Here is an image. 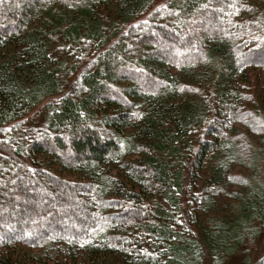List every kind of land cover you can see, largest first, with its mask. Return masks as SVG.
<instances>
[{
  "label": "trees",
  "instance_id": "obj_1",
  "mask_svg": "<svg viewBox=\"0 0 264 264\" xmlns=\"http://www.w3.org/2000/svg\"><path fill=\"white\" fill-rule=\"evenodd\" d=\"M253 68L264 0H0V264H222L264 227ZM230 161L207 227L183 195L208 205Z\"/></svg>",
  "mask_w": 264,
  "mask_h": 264
},
{
  "label": "rangeland",
  "instance_id": "obj_2",
  "mask_svg": "<svg viewBox=\"0 0 264 264\" xmlns=\"http://www.w3.org/2000/svg\"><path fill=\"white\" fill-rule=\"evenodd\" d=\"M105 7L106 10H109L111 6ZM170 70L173 74H179L177 68L171 67ZM252 70L253 74L250 77V82L238 79L236 85H239L238 87L244 89L246 93H252L254 100L261 101V104L262 102L264 104V69L253 68ZM57 98L58 95L50 96L46 98V101H53ZM254 137L256 138L255 135ZM238 170H240V166L235 164V162L230 161L228 163L225 180L216 189L215 195L208 205L203 206L200 204L197 206L195 201L197 199L195 197L197 191L192 187H188L185 195H183L185 197L182 199V207L186 206L188 212L192 211V213L199 214L201 216L200 222L204 223L207 227L209 226L207 220L212 214L229 215L235 200L233 194L240 192V186L231 178V175L238 173ZM171 225L176 231L181 232L187 238L192 237V232H197L199 229L197 223H193L192 220L188 227L182 216L177 214L174 216ZM254 226L257 228V231L253 234H247L235 252L227 257L222 264H243L245 262L249 264H264V227L259 228L258 223ZM217 262L218 260L205 255L201 257L200 264H217Z\"/></svg>",
  "mask_w": 264,
  "mask_h": 264
}]
</instances>
